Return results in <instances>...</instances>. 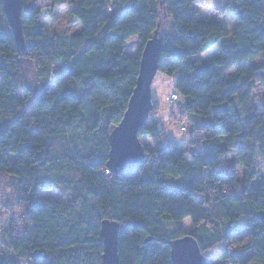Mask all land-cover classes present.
I'll use <instances>...</instances> for the list:
<instances>
[{
    "label": "trees",
    "instance_id": "trees-1",
    "mask_svg": "<svg viewBox=\"0 0 264 264\" xmlns=\"http://www.w3.org/2000/svg\"><path fill=\"white\" fill-rule=\"evenodd\" d=\"M61 4L21 0V52L0 0V178L15 182L13 201L0 199V264H101L104 220L119 226L120 264H171L161 240L184 237L186 219L205 264H264V185L252 187L258 158L264 166V0H225L232 29L219 14L198 20L197 0H81L70 12L78 32L48 35L43 17ZM156 31L158 72L178 75L174 114L205 122L185 153L147 123L139 137L153 151L112 174L109 136ZM134 37L136 58L126 55ZM47 191L60 197L40 196Z\"/></svg>",
    "mask_w": 264,
    "mask_h": 264
},
{
    "label": "water",
    "instance_id": "water-1",
    "mask_svg": "<svg viewBox=\"0 0 264 264\" xmlns=\"http://www.w3.org/2000/svg\"><path fill=\"white\" fill-rule=\"evenodd\" d=\"M4 14L12 31L17 49L25 51L21 27V0H3ZM162 42L156 31L143 47L139 60V72L135 89L129 99L127 110L120 124L109 136L107 170L119 174L137 168L146 153L139 141L140 130L147 124L153 111L151 85L159 70ZM103 238L101 264H120L118 255L119 226L116 222L104 220L100 225ZM170 248L171 264H205L197 242L190 235L176 240H161Z\"/></svg>",
    "mask_w": 264,
    "mask_h": 264
},
{
    "label": "rangeland",
    "instance_id": "rangeland-1",
    "mask_svg": "<svg viewBox=\"0 0 264 264\" xmlns=\"http://www.w3.org/2000/svg\"><path fill=\"white\" fill-rule=\"evenodd\" d=\"M42 6H46L49 4L50 0H38ZM61 6L54 8L52 13H47V16L43 17V23L45 25L46 31L48 35L58 34L64 37H70L75 34L79 30V25L72 19L70 12L77 7L81 0H61ZM200 2L198 5L199 13L198 20L201 21H212L217 18V14H219V18L224 21V24L232 29L233 21L230 18H227L222 14V8L225 3V0H197ZM107 4V3H106ZM112 2H109L107 5V9L110 8ZM107 14H109L107 12ZM111 15V14H109ZM112 18V17H111ZM167 27V26H166ZM141 48V44L138 43V38L134 37L130 39L127 43L126 47V55L132 58H136L139 53V49ZM217 56L216 48L210 50L208 53L201 56V59L206 62L212 61L214 57ZM262 62V59L259 58L256 61L250 62L246 64V66H258ZM177 74L173 76H167L160 72H158L152 82L151 92H152V101L155 104H158V110L152 111L149 115L148 124L156 123L158 128L163 131V133L167 136V139L171 141H175L178 143L179 149L184 153L187 150L188 141L193 137H196L198 134V129L204 124L205 120L203 119H193L189 117L187 114L183 112H179L178 115L174 114L176 111L175 106L173 107L170 103V96L175 93L174 85L177 79ZM31 78L28 79L27 85L31 84ZM254 100L257 105L260 104L263 96V91L259 85H257L253 91ZM225 105L215 106L213 111L217 109L224 108ZM173 112V113H172ZM174 114V115H173ZM211 119V117H209ZM186 127V132L181 133L180 128ZM139 141L143 148H146L147 151H153V145L150 139L146 137H139ZM229 159H234V155H230ZM234 170L238 174L239 178H242L243 171L239 167L237 163L233 165ZM256 173L257 177L253 183V188H259L264 185V166L261 162V159H257L256 162ZM167 186L175 187V183L172 180H168ZM1 189L4 190V194L0 195V199L4 201H13V196L15 193V182L10 177L0 178V192ZM41 197L44 198H59V194H56L52 191L42 192L40 194ZM14 208L10 210L13 211ZM15 210V209H14ZM246 220L244 217L240 218L236 224L243 225ZM184 233L185 235H189L190 232V220L186 219L183 221ZM223 246H217L211 252L206 255L211 257L215 253L223 250Z\"/></svg>",
    "mask_w": 264,
    "mask_h": 264
},
{
    "label": "built area",
    "instance_id": "built-area-1",
    "mask_svg": "<svg viewBox=\"0 0 264 264\" xmlns=\"http://www.w3.org/2000/svg\"><path fill=\"white\" fill-rule=\"evenodd\" d=\"M177 102H178V97H177V95L174 93V94H172V95L170 96V103H171L172 106L174 107V106H176ZM172 113H173V112H172ZM180 131H181V133L183 134V133L186 132V128H185V127H181V128H180Z\"/></svg>",
    "mask_w": 264,
    "mask_h": 264
},
{
    "label": "crops",
    "instance_id": "crops-1",
    "mask_svg": "<svg viewBox=\"0 0 264 264\" xmlns=\"http://www.w3.org/2000/svg\"><path fill=\"white\" fill-rule=\"evenodd\" d=\"M139 43V42H138Z\"/></svg>",
    "mask_w": 264,
    "mask_h": 264
}]
</instances>
